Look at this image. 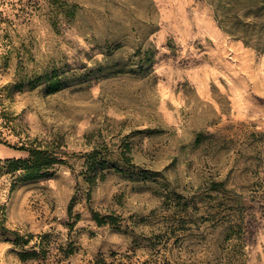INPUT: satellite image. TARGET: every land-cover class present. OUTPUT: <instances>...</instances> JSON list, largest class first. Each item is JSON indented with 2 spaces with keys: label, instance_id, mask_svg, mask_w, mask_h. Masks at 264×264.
<instances>
[{
  "label": "rangeland",
  "instance_id": "obj_1",
  "mask_svg": "<svg viewBox=\"0 0 264 264\" xmlns=\"http://www.w3.org/2000/svg\"><path fill=\"white\" fill-rule=\"evenodd\" d=\"M212 2L0 0V264H264V0Z\"/></svg>",
  "mask_w": 264,
  "mask_h": 264
},
{
  "label": "trees",
  "instance_id": "obj_2",
  "mask_svg": "<svg viewBox=\"0 0 264 264\" xmlns=\"http://www.w3.org/2000/svg\"><path fill=\"white\" fill-rule=\"evenodd\" d=\"M224 0H213L212 3L215 5L216 14L222 15L223 17L230 16L232 10L227 8V6L222 3ZM234 27H238L235 23ZM256 43L261 40L260 34L256 36ZM249 43V42H247ZM58 81L52 83V86L49 90L50 93L59 91L61 86H59ZM21 149H25L29 152V156L27 159H19V160H8V163L12 165L13 170L24 171V177L27 180H37L49 178L52 176V168L56 164H64V160L60 157L58 152L51 151L48 147H42L41 145L35 147H25L23 146ZM36 255V252L28 253L22 252L20 257L22 261L28 260L30 257Z\"/></svg>",
  "mask_w": 264,
  "mask_h": 264
}]
</instances>
